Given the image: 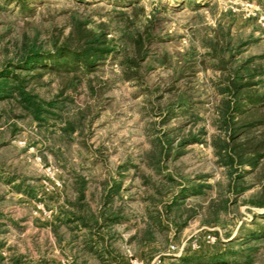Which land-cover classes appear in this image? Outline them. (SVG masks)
<instances>
[{"label":"rangeland","instance_id":"374dc122","mask_svg":"<svg viewBox=\"0 0 264 264\" xmlns=\"http://www.w3.org/2000/svg\"><path fill=\"white\" fill-rule=\"evenodd\" d=\"M261 12L258 0H29L24 8L0 0V65L24 33L44 46L66 36L73 13L104 22L113 39L149 18L154 37L142 83L122 80L115 57L82 80L74 103L90 107L89 121L70 135L0 101V264H246L248 249L250 264H264V237L245 239L264 226V208L245 202L259 186L217 218L208 207L226 180L211 145L223 95L216 83L249 58L264 91ZM60 82L44 74L35 91L50 98ZM166 133L186 139L184 151L152 164L154 140ZM189 182L210 187L167 211Z\"/></svg>","mask_w":264,"mask_h":264},{"label":"trees","instance_id":"16d2710c","mask_svg":"<svg viewBox=\"0 0 264 264\" xmlns=\"http://www.w3.org/2000/svg\"><path fill=\"white\" fill-rule=\"evenodd\" d=\"M9 1L24 8L29 0ZM132 11L137 13L142 8L136 6ZM125 14L122 11L118 13L119 16ZM145 20L143 30L123 32L115 39L107 37L108 29L104 22L80 19L75 13L71 16V27L66 36H51L46 44L48 46L37 41L36 33H24L19 42L15 43L12 56L0 65V101L14 103L20 114L39 123H56L61 133L66 135L82 130L90 107L74 103L76 90L82 80L95 72L108 57L117 58L122 80L138 84L143 82L147 71L143 64L154 38L151 22L149 18ZM250 61L248 58L235 66L227 73L226 81L216 83L223 95L215 119L218 133L212 136L211 145L217 161L224 168L226 178L224 185L216 183L219 186L216 194L218 202L209 201L208 207L216 218L220 212L237 202L253 184L259 188L245 202L264 208V91L259 90L262 71L258 66H249ZM47 73L61 78L58 90L50 98H44L35 91L40 79ZM185 140L175 142V138L167 133L155 138L156 151L150 153L149 160L154 164L170 156L178 157L184 151ZM247 178L253 181L249 183ZM187 184L173 193L170 201L165 203L167 211L177 204L178 199L199 194L203 188L210 187L209 184ZM105 215L109 219L117 218L116 215ZM77 217L82 221V216ZM257 228L247 234L245 239L264 237V226L258 225ZM245 239L240 244H244L247 241ZM231 243L227 241L223 244L228 247ZM252 252V249H248L242 253L246 264L251 263ZM222 258L220 249L212 256L214 260Z\"/></svg>","mask_w":264,"mask_h":264},{"label":"built area","instance_id":"2783aa9c","mask_svg":"<svg viewBox=\"0 0 264 264\" xmlns=\"http://www.w3.org/2000/svg\"><path fill=\"white\" fill-rule=\"evenodd\" d=\"M257 22L259 26L264 29V12H261L260 14L257 15Z\"/></svg>","mask_w":264,"mask_h":264}]
</instances>
